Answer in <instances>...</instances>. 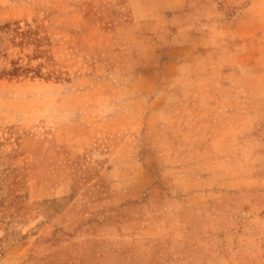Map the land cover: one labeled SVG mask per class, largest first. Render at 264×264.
<instances>
[{"label": "rangeland", "instance_id": "rangeland-1", "mask_svg": "<svg viewBox=\"0 0 264 264\" xmlns=\"http://www.w3.org/2000/svg\"><path fill=\"white\" fill-rule=\"evenodd\" d=\"M0 264H264V0H0Z\"/></svg>", "mask_w": 264, "mask_h": 264}]
</instances>
